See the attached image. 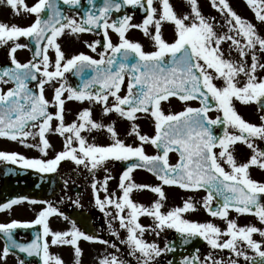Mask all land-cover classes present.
Instances as JSON below:
<instances>
[{
  "label": "snow or ice",
  "instance_id": "6c2138e0",
  "mask_svg": "<svg viewBox=\"0 0 264 264\" xmlns=\"http://www.w3.org/2000/svg\"><path fill=\"white\" fill-rule=\"evenodd\" d=\"M186 2L190 12L178 14L170 0H102L99 5L96 0H86V3L35 0L31 6L25 0H6L16 15L24 12L34 15V20L27 26L0 23V44L11 41L7 52L10 65L0 67V137L36 147L47 155L51 147L47 134L55 133L63 137L64 147L49 160L28 159L6 151H0V160L20 163L40 172H53L66 159L83 165L89 172L107 161L127 162L119 176V196L108 193L110 175L99 184L93 180L92 188L95 204L102 212L110 215L106 208H114L112 219L127 233L121 243H127L130 255L140 254L139 264H155L156 257L171 250L168 243L160 248L142 238L146 227L139 223L140 216L152 218L154 226L147 227L157 235L164 228L175 229L184 242L199 236L212 249L230 250L236 258L229 259L227 264H239V257L247 264H264V241L253 239L254 233L264 237V229L239 226L236 220L229 219V211L233 210L238 215H254L264 223V182L253 179L249 171L252 166L264 170V150L255 144L257 139L264 141V114L256 124L244 119L235 107L236 102L256 104L264 113V76L259 75L264 71V62H261L264 35L255 24L237 14L228 0H211V6L225 17L227 31L223 33L216 31L214 18L202 14L198 0ZM246 3L256 20L264 25V0H246ZM126 6L138 8L144 14L141 23H132V15L127 13L112 18L114 12ZM69 11L73 14L69 15ZM165 24L173 26L171 40L164 36ZM130 29L142 31L149 39L151 50L128 39L126 34ZM110 31L117 35L119 42L112 41ZM66 32L102 34V41L85 42L98 58L84 52L66 56L58 42ZM20 37L28 43H18ZM225 42H230L227 56L223 49ZM30 45L34 46L32 59L20 63L15 55L17 49ZM98 46L102 48L99 52ZM50 49L54 51V61L50 60ZM233 52L238 54V59L232 58ZM67 73L79 82L69 84ZM33 82L34 87H30ZM7 85L11 86L4 87ZM46 85L54 89L51 100L46 98ZM173 99L182 104L181 110L166 112L164 103L171 104ZM70 101L86 102L89 106L81 108L75 119L66 123V102ZM193 101L199 106L193 107ZM95 106H99L101 120L94 118ZM212 111L217 113L215 117L210 115ZM110 114L129 122L127 135L134 137V143L120 138L115 120L104 123L103 117ZM141 116L150 119L154 134L142 133L136 123ZM96 132L106 133L110 142L97 143ZM28 137H38V143L27 144ZM237 143L251 149L246 162H238L234 155ZM147 145L155 149L154 154L146 152ZM170 153L176 154L175 163L170 162ZM136 169L147 170L160 184L137 183L133 179ZM164 185L205 190L204 209L212 217L225 220L226 228L222 232L211 222L183 219L181 214L195 210L190 198L182 207L162 211L166 200ZM101 189L106 193L103 199L98 195ZM134 190H149L157 198L148 206L139 204L131 198ZM23 199H12L0 205V209H9ZM53 215L64 216V213L49 204L31 221L0 223V235L5 240L0 260L6 261L13 250H18L29 257H38L40 264H64L50 252V246L61 245L72 248L79 264L82 255L79 241L109 244L86 234L75 222L67 230L51 229L49 217ZM35 225L42 226V230L31 241L20 243L14 238V229ZM112 235L118 236V232L113 231ZM221 236L227 239L219 242ZM245 249H251L254 255ZM19 264L24 261L20 260ZM98 264H124V261L108 253L100 257ZM181 264L224 262L211 253L201 259L197 250L191 257H184Z\"/></svg>",
  "mask_w": 264,
  "mask_h": 264
},
{
  "label": "flooded vegetation",
  "instance_id": "af4514ba",
  "mask_svg": "<svg viewBox=\"0 0 264 264\" xmlns=\"http://www.w3.org/2000/svg\"><path fill=\"white\" fill-rule=\"evenodd\" d=\"M1 1V0H0ZM156 2V0H154ZM25 3L29 6L35 3V0H25ZM82 3H86V0H82ZM97 5L102 3V0H96ZM170 3L173 5L174 10L178 14H183L186 12H190V6L187 4L186 0H170ZM229 5L231 8L239 14L241 17L246 18L253 24H255L258 28V31L261 35H264V25H261L259 21L256 20L254 13L249 8V6L246 3V0H228ZM198 4L200 7V10L202 14L205 17L214 18V24L215 29L218 33H223L227 31V27L225 25V17L221 15L220 12H218L216 9H214L211 6V0H198ZM125 13L132 15V23L139 24L143 20L144 14L138 9L133 8L132 6H126L120 10V12H114L113 13V19H115L117 16H122ZM26 14V24H30L34 20V15ZM69 15H72L73 13L71 11L68 12ZM163 32L165 38L171 40L173 35V26L171 24H165L163 26ZM110 37L114 43L119 42L118 37L115 33L109 32ZM127 38L132 41H138L141 44L144 45L145 50H151V44L149 42V39L144 36L143 32L139 29H130L129 32L126 34ZM94 40H101L102 41V34L97 35L92 32H85L80 33L78 35H72L69 33H65L62 37L58 39V42L61 45L62 50L65 52L66 56L70 57L71 55L77 54L79 52H84L88 55H92L96 58H98L96 53L91 52V50L86 46L85 42L91 43ZM28 43V41L26 40ZM228 43L225 42L223 44V49L225 51V54L227 56L228 53ZM102 48L100 46L97 47V52L101 51ZM26 57L25 61L32 59L31 57V50L29 48H26ZM25 56V55H24ZM49 57L50 60L54 61V51L51 49L49 50ZM232 58L238 59V54L233 52ZM250 62V57H249ZM261 62H264V57H262ZM259 75L264 76V71L259 72ZM219 84L220 82L217 81ZM72 84H75V81L72 82ZM11 85H7L4 87H9ZM32 87V85H30ZM54 92H50L45 88V95L46 98L51 100ZM193 107L199 106L198 102L193 101L191 102ZM99 109V106H96ZM164 110L167 112L169 110L171 111H179L182 108V104L176 100L173 99L171 104L164 103L163 105ZM235 107L240 115L243 116L244 119L248 120L249 122L259 124V116L261 113L256 104H250V105H243L239 102L235 103ZM217 113L215 111L210 112V115L212 117H215ZM142 118V116H141ZM141 118L136 121V123L139 124L140 129L142 127L141 125ZM100 119L97 120H101ZM112 120L116 121L115 127L120 135L121 139H124L126 143H134V137H129L127 135L128 132H126L127 128H130L129 122L122 121L119 118L115 116V114H110L108 117H103L104 123H110ZM70 123V122H66ZM121 124V127H120ZM55 126V125H53ZM127 126V127H126ZM120 128V129H119ZM35 131V129H33ZM126 132V134H125ZM154 132V131H153ZM216 132L219 133L220 129H216ZM96 137V142L100 144H107L110 142L109 137L106 133L102 132H96L94 133ZM59 138V140H63V137H61L58 134L55 133H49L47 134V138ZM28 139H33L32 137H28ZM35 140H38V137L35 138ZM50 142V141H49ZM256 146L264 150V141H261L257 139L255 141ZM146 152L148 154H154L155 149L152 148L150 145L145 146ZM56 152V154L59 151ZM252 152L251 149H249L246 145L242 143H237L235 145L234 155L238 162H246L247 159L251 156ZM177 159V156L175 153H170V162L175 163ZM124 162L121 161H107L103 166L98 167L94 172H89L86 168H84L83 165H74L73 169L68 172L69 170L66 169L67 163L63 162L62 166L63 169L56 168L55 172L58 177L61 179V188L63 187H70L71 192L66 193L65 199H62V196L60 198H56L46 204H51V206L56 207L61 212L64 213V216L55 215L58 216L62 220V218L68 222V224L71 226L72 222H75L76 226L80 228V230L83 231V228L86 227L90 230V233H86L89 235H94L96 237H99L101 240H106L109 242V244H103L99 242H89L81 240L79 243L83 246H89L93 247L98 250H105L109 251L110 253H114L116 255H121V257L126 256L129 254L130 249L127 243H121V241L126 240L127 233L124 229L119 228V222L117 220L112 219V215L114 214V208L111 206L106 208V212L110 213V215H106L105 212H102L95 204V197L96 194L93 192L92 183L93 180L96 182L102 183L104 180V177L106 175H110L112 179L108 181L107 189L108 193L115 192L117 196H119L120 190L118 189V183H119V176L124 170L125 167L122 166ZM81 167V170H74L79 169ZM105 168L108 169L107 172H105ZM61 170H67L64 173H61ZM250 175L253 179L264 182V170L252 166L250 169ZM69 177V178H67ZM133 179L137 183H146L151 185H157L160 184V181L156 179V177L146 171L145 169H136L133 172ZM3 185L2 180H0V189ZM65 188V189H66ZM163 190L166 194V200L163 201V208L162 211L167 212L168 210L175 208V207H182L184 202L189 200L195 205V210L187 211L182 215L183 219H187L189 221L198 222V223H206L211 222L217 227L223 230L226 228L227 224L226 221L219 218V217H212L203 207V198L206 196V192L203 189H197V190H185L181 189L178 186H168L164 185ZM68 191V190H67ZM62 194V193H61ZM98 195L101 199L104 198L106 193L103 189H101L98 192ZM135 202L139 204H143L145 206L150 205L157 197L156 194L152 193L149 190H142V191H135L132 193L131 197ZM216 201H213V205H215ZM264 203V201H262ZM4 209H2L0 212H2ZM69 215L73 216L72 219L69 218ZM64 217H67L65 219ZM229 219L236 220L237 224L239 226H245V225H254L257 228L264 229V223H261L254 215L251 214H242L238 215L235 211L230 210L229 211ZM60 220V221H61ZM0 223H7V221ZM139 223L144 225L146 228L149 225H153V220L151 217L148 216H140L139 217ZM111 225V227H110ZM57 228H60V226L57 224ZM55 228V230H58ZM150 232L154 234L155 241L161 242V245H164L168 243L171 250H166L156 260V264H181V261L185 256V253H197L200 256L201 259H203L205 256H207L209 253L212 254V256L217 259L224 262V264H227L229 259L236 258L233 253H231L228 249H212L210 245H208L207 241L203 238L197 236L191 238L188 242H184L182 240L181 234L178 233L175 229L170 228H164L162 231L159 232V235L156 234L155 231H153L151 228ZM116 231L118 232V236L112 235V232ZM159 239V240H158ZM227 239V236H221L219 238V242H223V240ZM253 239L257 241H264V237H261L259 233L253 234ZM21 242H28V238H22ZM148 242V241H146ZM3 246L2 242H0ZM111 245H116V247H112ZM179 249L178 253L175 255L174 250ZM249 255H254V252L251 249H245ZM167 253V258H165L164 254ZM133 257V255H132ZM124 261H127L126 258L123 259ZM239 264H247V262L244 260L243 257H239Z\"/></svg>",
  "mask_w": 264,
  "mask_h": 264
},
{
  "label": "rangeland",
  "instance_id": "374dc122",
  "mask_svg": "<svg viewBox=\"0 0 264 264\" xmlns=\"http://www.w3.org/2000/svg\"><path fill=\"white\" fill-rule=\"evenodd\" d=\"M27 18H26V14L24 12H21L20 15H16L13 11V9L7 5L6 0H1L0 1V23H6L8 25H12V24H16L18 26H27L26 24ZM18 43L21 44H25L26 39L23 37H20L17 40ZM11 47V41L8 42V44H0V66L2 65V63L6 60H8V49ZM16 59L18 61L24 62L26 57V48H21V49H17L16 52ZM25 55V56H24ZM67 76V82H70V78H69V73L66 74ZM45 88L50 91V92H54V89L51 85H46ZM89 105L85 102V103H79V102H75V101H70V102H66V108H65V122H71L73 119H75V115L76 113L83 107H88ZM93 115L95 119H100L102 117V114L100 112V110L95 106L93 109ZM141 131L142 133H147L149 135L154 134V128L152 125V122L150 121V119L144 118L142 116L141 118ZM53 125H55L57 122L54 120ZM121 127V124H120ZM127 127V126H126ZM120 129V128H119ZM129 129L127 128L126 132H128ZM125 132V134H126ZM50 141V145L51 147L49 149H47V155H44L40 152V150L36 147H26L24 146V144H21L19 141H12L8 138L5 137H0V151H6V152H16L19 153L21 155H23L24 157L28 158V159H43V160H49V159H53L56 155V152L58 150H61L64 147V141L59 140V138H49ZM26 143H32V144H37L38 140L35 139H28L26 140ZM5 162H10V161H4V160H0V165L5 163ZM66 162L69 166V168H67L70 173V171L73 169V166L75 165V163L71 162L70 159H66L61 161L56 168H60L63 169L62 163ZM12 163V162H10ZM19 165H22L20 163H17ZM38 170V169H37ZM74 170H81V167H79V169H74ZM65 171L67 170H61V173L65 174ZM69 178V177H67ZM69 191H70V187ZM66 193H67V189L64 190L63 194H62V199H65L66 197ZM49 205V204H48ZM47 205V206H48ZM51 205V204H50ZM29 208H28V207ZM27 206H25V204H15L13 205L11 208L9 209H5L2 212H0V221L2 220V222L5 221H12V220H20V221H25L27 219H35L37 213L47 207L44 205H41L40 203L37 204H32V203H27ZM27 211H29V214L27 213ZM61 219L58 218V216L55 217V215L50 216L49 217V226L51 229L55 230V228H57V224L60 226V228H57L58 230H67L69 229L71 226L68 224L67 221H65L63 218ZM145 241H148V243H156L160 248H164V245H161L159 241H155V236L153 233L150 232L149 227L146 228L143 237H142ZM50 240V237H49ZM159 240V239H158ZM81 249H82V255L79 257V264H98L100 257L107 255L108 253H110L109 251H105V250H98L95 249L93 247H89V246H83L79 243ZM0 252H2V245L0 244ZM50 252L59 256L63 261L64 264H76V257L74 256V252L72 250V248L70 246H61V245H57V246H50ZM164 253V252H163ZM162 253V254H163ZM162 254L160 256H162ZM139 253L137 252L135 255H126L121 257L120 255V259L123 260L124 258L127 259V261H124V264H139L138 261V257H139ZM159 256V257H160ZM158 257V258H159ZM158 258H155V264H156V260H158ZM0 264H19V262L17 261L16 258L9 256L7 257L6 261L0 260Z\"/></svg>",
  "mask_w": 264,
  "mask_h": 264
},
{
  "label": "water",
  "instance_id": "95a60500",
  "mask_svg": "<svg viewBox=\"0 0 264 264\" xmlns=\"http://www.w3.org/2000/svg\"><path fill=\"white\" fill-rule=\"evenodd\" d=\"M32 49L34 50V47ZM0 171V174L4 177V186L0 193V205L21 197L46 201L52 199L59 192V184L53 175H43L34 170L12 165L2 166ZM30 230H35V233L41 231L39 225L33 228L19 227L13 230V236L17 240L18 235H24ZM0 238L4 240L2 235H0ZM31 238L33 239L34 235H31ZM12 253L22 258L26 264L33 259L36 260L37 264H40V260L36 256L29 257L18 250H13Z\"/></svg>",
  "mask_w": 264,
  "mask_h": 264
}]
</instances>
